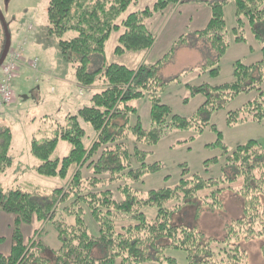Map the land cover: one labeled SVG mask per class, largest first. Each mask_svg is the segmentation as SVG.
Returning a JSON list of instances; mask_svg holds the SVG:
<instances>
[{
	"label": "trees",
	"instance_id": "trees-1",
	"mask_svg": "<svg viewBox=\"0 0 264 264\" xmlns=\"http://www.w3.org/2000/svg\"><path fill=\"white\" fill-rule=\"evenodd\" d=\"M139 0H49L48 34L58 38L60 56L75 65V81L89 89L84 104L57 122L55 134L33 137L31 152L39 163L35 171L59 178L64 184L40 191L14 187L6 190L0 183V216H13L10 235L0 232V264H178L167 250H181L186 264H249L242 248L245 239H257L264 256V142L250 139L233 152L223 147L222 174L203 177L191 173L184 164L173 187L141 190L134 184L144 182L149 173L159 171V162L148 163L149 151L139 147L156 145L169 128H187L195 122L172 112L161 102L158 92L165 82L159 62L129 67L105 58L107 43L119 33L114 53L124 55L149 50L156 38L147 25L154 14L190 0H156L151 7L127 13ZM230 0H210L211 17L197 30L211 43L215 59H206L201 67L214 66L228 47L224 6ZM235 3L237 25L248 22L258 38L264 35V0H231ZM67 38L63 39V36ZM243 36H236L242 41ZM6 46V32L0 19V57ZM11 50V49H10ZM10 51L7 58L9 57ZM218 74L219 68L210 69ZM101 81V82H99ZM264 47L263 58L250 65L237 61L234 80L217 87L197 86L194 93L205 92L207 100L198 113L206 110L210 98L257 91L240 109L229 112V123L264 119ZM149 97L151 127L144 129L133 102ZM130 134L134 146L128 145ZM218 143H222L219 132ZM13 134L0 125V174L12 165L10 155ZM61 140L71 149L66 156H55ZM214 157L205 167L219 163ZM91 175L84 176L85 169ZM67 182L65 183V181ZM141 185V184H140ZM115 187V188H114ZM229 190L242 201V216L227 226L223 238H211L195 225L176 223L174 215L194 207L221 209L222 194ZM156 212L149 213V209ZM51 224L60 241L55 249L45 242L43 225L35 233L24 230L36 223ZM8 241V242H7ZM9 244L5 253L3 246ZM96 247L106 254L94 256Z\"/></svg>",
	"mask_w": 264,
	"mask_h": 264
},
{
	"label": "rangeland",
	"instance_id": "rangeland-1",
	"mask_svg": "<svg viewBox=\"0 0 264 264\" xmlns=\"http://www.w3.org/2000/svg\"><path fill=\"white\" fill-rule=\"evenodd\" d=\"M208 1L210 0H190L159 12L154 18L157 27L155 24L153 26L155 45L149 50L117 55L112 49L113 43L117 41L115 35L107 43L105 58L108 63L138 67L145 60L153 61L154 64L159 62V73L165 82L158 92L161 102L170 106L174 114L195 120L187 128H169L156 145L138 143L140 148L150 152L148 163L159 162L161 165L159 171L147 174L141 185L134 184L135 187H142L143 191L175 186L184 164L191 173H200L205 178L218 177L222 174L224 146L233 152L237 146L250 139L264 142V119L229 123L228 118L229 112L236 111L251 101L257 91L210 98L206 110L198 113L207 96L206 91L194 93V88L201 85L212 88L232 82L236 62L250 65L260 61L264 47V36L258 38L248 22L240 27L237 25L235 3L230 0L224 6L228 47L219 57L218 63L212 66L218 67L219 72L212 74L211 67H201L205 58L215 59L217 55L211 48V43L196 33L198 29L205 27L204 19L211 13ZM150 3L151 0L141 1L146 7H151ZM48 4L49 0H9L6 6L0 2L2 16L8 24L10 34L9 50L13 54H20L18 65L23 64L22 69L18 68L13 74L12 86L16 93L13 102L8 106H0V125L10 127L13 134L10 150L12 165L0 174V183L6 190L21 187L32 191L39 187L42 192L64 184L59 178L46 177L35 171L39 161L31 152V140L33 137L54 135L57 122L83 105L85 100L81 94L89 93V89L76 83L72 86L69 84L67 89L58 84L63 79L76 82L75 65L61 59L58 38L48 34ZM240 35L244 39L237 41L236 36ZM65 38L67 36L64 35L63 39ZM142 52L145 55L149 52V56L141 57ZM36 58L39 61L34 66ZM142 60L144 61L140 63ZM262 87L264 88V83ZM133 104L137 107L138 114L131 117L130 124L135 125L139 117L142 127L150 129L152 102L149 97L140 98ZM219 132L222 134L223 145L218 143ZM134 140V136L130 134L128 145L131 148ZM70 149L71 144L61 140L54 155L66 156ZM214 157L220 158V162L205 167L204 162ZM88 175H91L89 168L84 171V176ZM222 201L221 209L206 207L196 213L194 207L190 206L185 209V213L184 209L177 212L173 219L176 223L195 225L208 237L223 238L227 226L242 216L243 209L240 196L229 190L223 192ZM148 212L154 214L156 210L151 208ZM12 220V215L1 214L0 232L3 235H10ZM41 225L48 232L45 242L52 248H59L60 241L51 224L36 222L30 229L26 226L23 229L33 234ZM260 243L257 239H245L241 243L249 255V264H264ZM9 244L5 243L2 248L5 253L9 251ZM104 254L106 250L103 247H96L93 251L95 257ZM166 254L176 257L178 264H186L185 252L171 249ZM145 264L160 263L148 261Z\"/></svg>",
	"mask_w": 264,
	"mask_h": 264
},
{
	"label": "built area",
	"instance_id": "built-area-1",
	"mask_svg": "<svg viewBox=\"0 0 264 264\" xmlns=\"http://www.w3.org/2000/svg\"><path fill=\"white\" fill-rule=\"evenodd\" d=\"M20 54H13L10 52L7 61L3 64L0 71V106L9 105L13 102V97L15 95L12 88L13 74L18 69V60L20 59ZM38 58L34 61V66L38 64Z\"/></svg>",
	"mask_w": 264,
	"mask_h": 264
},
{
	"label": "crops",
	"instance_id": "crops-1",
	"mask_svg": "<svg viewBox=\"0 0 264 264\" xmlns=\"http://www.w3.org/2000/svg\"><path fill=\"white\" fill-rule=\"evenodd\" d=\"M141 1L142 0H139L138 1V3H136V4H133V5H131L130 7H129V9H128V11H127V13H130V12H134V11H140V10H143L147 5H142L141 4ZM156 0H151V5H153V3L155 2ZM158 13H156V14H154L152 17H150L148 20H147V25L149 26V28L152 30V32L154 33V30H153V26H154V24H155V26L157 27V25H156V22L154 21V18L156 17V15H157ZM211 14V13H210ZM210 14H209V17L208 18H206V19H204V22H203V24H204V26H206V24L208 23V21H209V19H210ZM198 30H200V29H198ZM113 35H115L114 37H115V39L117 40V38H118V36H119V33H114ZM113 35L110 37V39L111 38H113ZM110 39H109V41H110ZM116 44H117V41L115 42V43H113V46H112V49H113V51H114V48H115V46H116ZM155 45V44H154ZM106 49H107V47H106ZM106 51V50H105ZM106 53V52H105ZM128 53H130V52H128ZM125 54H127V53H125ZM149 52L148 53H146V55H145V53H141V57H144L143 55H145V57H148L149 55ZM148 55V56H147ZM144 60H142V61H140V63L141 62H143ZM145 63H149V64H152V63H154L153 61L152 62H148V61H144ZM140 63H138V65L140 64ZM127 65V64H126ZM137 65V66H138ZM22 67H23V65H21V69H22ZM133 68H136V67H133ZM76 82H73V81H71V82H67L65 79H63V82H58V84H60L61 86H63V87H65L64 89H67L68 88V86H69V84H70V86H72V85H74ZM76 84H78V83H76ZM79 86V85H78ZM84 92V90H82V93ZM62 93H64V92H62ZM15 95H16V93H15ZM82 95V97L84 96V98H87L88 97V94H86V93H84V94H81ZM12 106H14L13 104H12ZM12 106H9V107H12ZM2 109H4V108H2Z\"/></svg>",
	"mask_w": 264,
	"mask_h": 264
},
{
	"label": "water",
	"instance_id": "water-1",
	"mask_svg": "<svg viewBox=\"0 0 264 264\" xmlns=\"http://www.w3.org/2000/svg\"><path fill=\"white\" fill-rule=\"evenodd\" d=\"M0 16H1V18L3 20V24L5 26L6 38H7V42H6V46H5L4 52H3L2 56L0 57V67H1V65L3 64V62L5 61V59L7 57L8 51L10 49L11 42H10V34H9L8 27H7V25H6L5 21H4L3 16H2L1 13H0Z\"/></svg>",
	"mask_w": 264,
	"mask_h": 264
},
{
	"label": "flooded vegetation",
	"instance_id": "flooded-vegetation-1",
	"mask_svg": "<svg viewBox=\"0 0 264 264\" xmlns=\"http://www.w3.org/2000/svg\"><path fill=\"white\" fill-rule=\"evenodd\" d=\"M8 1H9V0H0V2H2L4 6H6V5L8 4ZM0 13L3 15V12H2V10H1V8H0ZM3 17H4V16H3ZM0 19H1L2 23H3V20H2V18H1V16H0ZM3 19H4V18H3ZM4 20H5V19H4ZM5 23H6V21H5ZM6 25L8 26L7 23H6ZM3 27L5 28L4 24H3Z\"/></svg>",
	"mask_w": 264,
	"mask_h": 264
}]
</instances>
